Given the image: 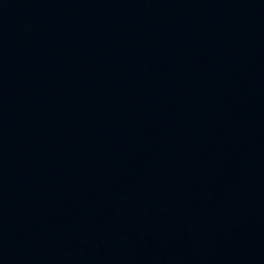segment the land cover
Here are the masks:
<instances>
[{
	"label": "water",
	"instance_id": "1",
	"mask_svg": "<svg viewBox=\"0 0 264 264\" xmlns=\"http://www.w3.org/2000/svg\"><path fill=\"white\" fill-rule=\"evenodd\" d=\"M0 264H264V0H0Z\"/></svg>",
	"mask_w": 264,
	"mask_h": 264
}]
</instances>
